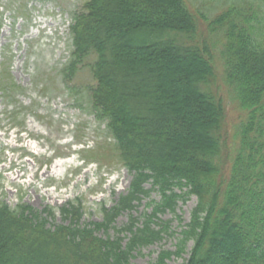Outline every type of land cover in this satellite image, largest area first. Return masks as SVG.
<instances>
[{
    "label": "trees",
    "instance_id": "obj_1",
    "mask_svg": "<svg viewBox=\"0 0 264 264\" xmlns=\"http://www.w3.org/2000/svg\"><path fill=\"white\" fill-rule=\"evenodd\" d=\"M10 10L15 17L28 12L20 1ZM201 13L187 0H87L73 14L64 80L95 55L92 111L105 123L110 147L131 180L112 206L101 205V221L83 225L78 200L59 207L69 222L53 226L52 211L43 215L28 204L11 208L0 200V264H131L133 251L167 233L153 219L190 195L196 203L178 248L161 250L150 264H166L189 241L183 264H264V0L227 5L213 16ZM216 66L243 114L223 171ZM22 90L8 62H0L2 95L10 99ZM102 148L97 160H108ZM152 190L160 200L140 223L130 213ZM123 212L128 224L116 228ZM109 228H116L114 238L95 233ZM122 233L129 234L125 242Z\"/></svg>",
    "mask_w": 264,
    "mask_h": 264
},
{
    "label": "rangeland",
    "instance_id": "obj_2",
    "mask_svg": "<svg viewBox=\"0 0 264 264\" xmlns=\"http://www.w3.org/2000/svg\"><path fill=\"white\" fill-rule=\"evenodd\" d=\"M18 1L26 4L27 15H13L10 8ZM86 1L0 0V62H8L13 80L23 88L10 99L0 91V200L11 208L28 204L44 211L43 215L52 211L54 218H48L52 226L69 222L62 217L59 207L76 200L81 208L78 224L101 221V205L112 206L131 180V174L118 162L110 147L105 123L97 120L92 111L90 88L96 82L90 65L95 55L83 59L69 80H64L62 74L72 51L69 25L73 14L81 12ZM187 1L194 12L213 16L227 5L241 4L243 0ZM198 22L203 32L204 23ZM219 72L220 67L216 66L215 88L224 107L220 165L223 171L234 124L243 114L232 94L222 86ZM14 112H18L15 117ZM96 144L107 148L108 160H97L98 152L104 148L96 149ZM86 148L95 150L82 152L87 155L84 159L85 155L79 151ZM175 191L183 193L186 189ZM160 197L157 190L150 191L130 214L141 223ZM195 203L196 197L190 195L178 200L173 212L159 213L153 225L157 229L165 227L167 233L160 241L133 251L130 263L150 264L161 250H176ZM128 221L129 213L123 212L114 226L122 227ZM116 228L95 233L114 238ZM120 236L125 242L129 234ZM191 245V241L187 242L184 251L167 259L166 264L185 263Z\"/></svg>",
    "mask_w": 264,
    "mask_h": 264
}]
</instances>
